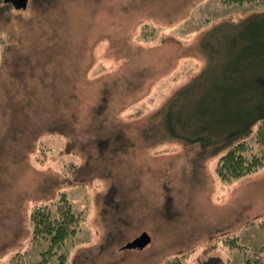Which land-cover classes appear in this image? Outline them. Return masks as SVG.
Returning a JSON list of instances; mask_svg holds the SVG:
<instances>
[{
    "label": "rangeland",
    "instance_id": "1",
    "mask_svg": "<svg viewBox=\"0 0 264 264\" xmlns=\"http://www.w3.org/2000/svg\"><path fill=\"white\" fill-rule=\"evenodd\" d=\"M2 1L0 264L40 259L31 213L65 192L82 217L69 264H243L227 234L262 248L264 166L223 182L227 149H209L264 114V4ZM178 90L177 137L147 132ZM254 131L240 140L264 155Z\"/></svg>",
    "mask_w": 264,
    "mask_h": 264
},
{
    "label": "trees",
    "instance_id": "2",
    "mask_svg": "<svg viewBox=\"0 0 264 264\" xmlns=\"http://www.w3.org/2000/svg\"><path fill=\"white\" fill-rule=\"evenodd\" d=\"M6 7H12V3H5ZM224 5H240V4H256L263 5L264 0H221ZM1 9V8H0ZM180 91H176L168 101L164 103L162 108L152 118L151 124L147 132L158 131L160 133H169L177 137L175 132L179 127V120L175 117L173 103ZM106 98L103 97L101 103L96 108L100 112L105 108ZM99 115L98 112L95 113ZM102 114V113H101ZM239 128H235L226 136L219 140L213 141L212 152H221L224 149L227 151L220 158L217 172L223 182H231L237 178L246 176L249 173L257 172L264 166V155L261 153H253V144L249 141L240 140L243 136L253 132L254 141L258 144H264V114H259L256 118L246 117ZM245 123L244 126H242ZM109 128V127H108ZM114 130V129H113ZM113 130L105 129L106 133L101 134L98 138L97 146L102 153L107 149L110 139L118 138L114 135ZM158 135V133H157ZM159 136H168L167 134ZM120 140V139H119ZM113 143V142H112ZM115 144V143H113ZM119 144V143H118ZM117 144V145H118ZM114 148L120 149L124 143H120ZM58 202L53 209L48 204H42L34 207L30 220L32 222L33 240L40 244V259L33 260L30 264H69L68 251L66 249L67 240L77 234L81 222V215L76 214L73 206L70 203L67 193H61ZM55 204V203H54ZM259 224L264 225V220ZM225 238V239H224ZM223 238V246L237 252H241L244 257L243 264H264V245L258 251H251L249 246L240 243L238 235H228ZM222 240V239H221ZM21 255V254H18ZM183 259L180 256L171 258L165 264H182ZM11 264H20L19 260L12 259ZM223 264H230L229 261Z\"/></svg>",
    "mask_w": 264,
    "mask_h": 264
},
{
    "label": "water",
    "instance_id": "3",
    "mask_svg": "<svg viewBox=\"0 0 264 264\" xmlns=\"http://www.w3.org/2000/svg\"><path fill=\"white\" fill-rule=\"evenodd\" d=\"M5 3H13L15 9L21 10L22 8H26L28 4V0H4ZM150 241V238L144 237L142 240H136L135 243H129L128 247H136V246H144Z\"/></svg>",
    "mask_w": 264,
    "mask_h": 264
}]
</instances>
